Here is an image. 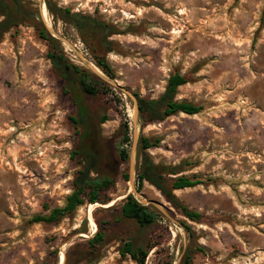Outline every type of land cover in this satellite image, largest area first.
I'll list each match as a JSON object with an SVG mask.
<instances>
[{
  "label": "rangeland",
  "instance_id": "obj_1",
  "mask_svg": "<svg viewBox=\"0 0 264 264\" xmlns=\"http://www.w3.org/2000/svg\"><path fill=\"white\" fill-rule=\"evenodd\" d=\"M22 1L37 21L0 34V264H137L121 253L126 241L147 251L144 264H264V0ZM65 8L112 25L110 50L61 20ZM39 25L70 63L110 87L84 94L77 73L65 79ZM174 72L187 78L174 98L201 110L145 121L136 97H159ZM80 105L90 114L84 123ZM140 137L157 140L145 152L175 168L168 177L200 181L172 191L198 221L147 181L138 186ZM87 149L103 154L97 173L113 179L99 192L106 202L33 222L82 181ZM128 194L155 212L153 223L121 216ZM96 231L103 240L89 245Z\"/></svg>",
  "mask_w": 264,
  "mask_h": 264
},
{
  "label": "trees",
  "instance_id": "obj_2",
  "mask_svg": "<svg viewBox=\"0 0 264 264\" xmlns=\"http://www.w3.org/2000/svg\"><path fill=\"white\" fill-rule=\"evenodd\" d=\"M0 15L3 17L0 21V34L7 31L10 27L23 23L26 20L35 21L38 18L37 12L28 9L22 0H0ZM60 19L72 24L77 30L87 37L95 39L104 52L110 50L111 44L108 36L117 33V30L110 24L99 20L96 17L89 15H81L72 13L68 8L59 9ZM37 21V20H36ZM40 24V22L38 23ZM39 35L51 45L52 50L48 53L52 65L57 68L62 76L67 79H72V74L79 75L80 90L84 94H96L102 90H107L110 86L99 77L89 73L87 70L81 69L75 64L70 63L64 56L61 49L55 45V39L43 28L41 25L38 27ZM96 64L108 76L111 75V68L105 61L103 54H95ZM187 78L178 72L169 75L164 92L155 99H148L144 97L137 98V109L139 115L145 121H158L163 118L182 112L185 114H195L201 110V105L192 103L186 100H176L174 95L177 87L186 83ZM79 115L84 123L90 117L89 112L84 106H79ZM107 120L105 114L101 115L98 123ZM96 123V127L98 126ZM126 127V125H125ZM123 143L128 141L127 133L123 136ZM141 149V162L137 172V183L140 187L143 181L158 189L165 199L181 213L192 221H198L201 214L189 210L184 206L177 197L172 193L173 190L192 187L198 184L199 180H193L189 176L179 175L175 177H168L170 174H176L174 167L165 166L162 164H154L146 154L145 150L155 146L157 140H151L147 137L139 138ZM85 165L83 170L82 181L75 182V188L69 193L63 206L52 208L47 215H35L31 219L33 222L54 223L62 216L71 213L78 205L83 204L85 201L95 203L100 201L105 203L106 200L99 198V192L108 189L113 183V179L108 176H100L97 173V167L102 161L103 154L99 151L92 149L84 150ZM128 158V151L124 147L117 150L116 159L118 162H124ZM88 172L95 173L96 176L89 177ZM120 214L122 217L135 220L140 226H147L153 223L155 219V212L151 211L148 206L141 204L132 194H128L122 200L120 207ZM103 240V234L96 231L95 234L87 240L89 245L100 242ZM122 255L127 253L137 264H144L147 251L142 250L140 247L134 249L130 241H126L121 249ZM184 264H190L188 258L184 260Z\"/></svg>",
  "mask_w": 264,
  "mask_h": 264
},
{
  "label": "bare ground",
  "instance_id": "obj_3",
  "mask_svg": "<svg viewBox=\"0 0 264 264\" xmlns=\"http://www.w3.org/2000/svg\"><path fill=\"white\" fill-rule=\"evenodd\" d=\"M44 15V14H43ZM45 17H46V12H45Z\"/></svg>",
  "mask_w": 264,
  "mask_h": 264
},
{
  "label": "water",
  "instance_id": "obj_4",
  "mask_svg": "<svg viewBox=\"0 0 264 264\" xmlns=\"http://www.w3.org/2000/svg\"><path fill=\"white\" fill-rule=\"evenodd\" d=\"M117 86V85H116ZM136 110V109H135Z\"/></svg>",
  "mask_w": 264,
  "mask_h": 264
}]
</instances>
